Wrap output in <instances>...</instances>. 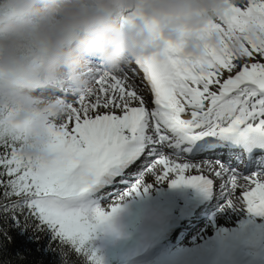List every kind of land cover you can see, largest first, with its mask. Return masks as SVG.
Wrapping results in <instances>:
<instances>
[{"label": "snow or ice", "instance_id": "snow-or-ice-1", "mask_svg": "<svg viewBox=\"0 0 264 264\" xmlns=\"http://www.w3.org/2000/svg\"><path fill=\"white\" fill-rule=\"evenodd\" d=\"M225 4L205 30L220 43L199 57L168 41L115 72L89 60L81 84L30 85L39 106L0 104V264H53L13 247L36 221L102 264L85 242L121 204L106 211L93 197L138 169L129 193L147 190L150 172L264 215V0ZM37 130L46 153L33 157L23 145Z\"/></svg>", "mask_w": 264, "mask_h": 264}, {"label": "clouds", "instance_id": "clouds-1", "mask_svg": "<svg viewBox=\"0 0 264 264\" xmlns=\"http://www.w3.org/2000/svg\"><path fill=\"white\" fill-rule=\"evenodd\" d=\"M225 6V0H0V104L39 106L28 99L30 85L81 84L89 60L115 72L168 41L182 40L183 53L199 57L206 45L220 43V33L205 30ZM23 151L44 155L46 137L35 131Z\"/></svg>", "mask_w": 264, "mask_h": 264}, {"label": "rangeland", "instance_id": "rangeland-1", "mask_svg": "<svg viewBox=\"0 0 264 264\" xmlns=\"http://www.w3.org/2000/svg\"><path fill=\"white\" fill-rule=\"evenodd\" d=\"M139 170H140V174L138 175H142L143 169H139ZM185 174L186 175L195 174V171L190 170V173L186 172ZM144 180H145V183L148 185V187H147V190L140 189L137 192L138 195L140 196H138L135 191L129 193L127 190H124L122 194L111 197L109 200L107 198L105 200L100 201V197L99 198L93 197V200L95 203L100 204L101 207L104 208L106 211H109L111 203L117 200L118 201L122 200V198H125L127 196L129 197L131 196L133 198L134 195H137L138 199H140V197L143 198L147 195H153L154 192L158 188L164 187L168 183V181H156L155 176L150 172H146L144 174ZM131 187L132 185L129 186L128 190ZM133 207H136V205H133ZM138 207L140 209L145 208V206H141L140 204L138 205ZM229 209L232 210L233 208L229 206ZM237 209L243 210V207H239ZM225 212H226V209H225ZM202 213L205 214L206 211L203 210ZM216 213L217 211H214L210 213V215L216 214ZM210 215H207L208 221L205 222L206 224L210 226L206 235L216 232L217 229L223 230L224 228H228V229L237 228L239 230L240 227H242V225L244 226V223L247 222V219H248V215L246 212H241L236 218H235L234 212L232 211L231 212L229 211V215L228 214L212 215L211 218H210ZM138 223H139L138 217L131 218L129 216L126 219V222L122 223L121 226L119 227L116 226V227L111 228L110 225L100 226L96 229L94 233L91 234L90 238L87 240L88 246L90 248H93L91 250H94L96 255L101 258L102 264H134L136 261H139V264H140L143 262H149L151 260L153 261L155 259L158 261H163L165 259H168L166 263L175 264L176 262L175 258L179 257V253L177 250L173 249L164 255H159L158 254L159 251H157V249H155L154 246H152V242L155 239L156 233L158 231L154 219H151L149 221L146 219V224L142 225L139 228L137 227ZM206 224L203 223L202 224L203 228L201 229H198V228H196V230L193 229L194 233L192 234L193 236L192 238H190L189 243L192 241H196L197 239H199L201 236L205 234V231L207 229ZM242 229L243 227L239 230L238 234L244 233ZM237 231L228 233L231 239L229 240L228 244H224L223 246L225 253L229 251L228 248H231L234 246L235 250H233L232 252L236 254L243 248L241 247L243 242H245L248 239L247 236L237 237L236 236L238 235L236 234ZM191 233L192 231H190V234ZM229 235H227V238H229ZM186 237L189 238L188 235ZM187 238L184 241H188ZM262 244H264V238H263ZM180 246H184V244L181 243ZM165 248L168 249L169 246L165 245ZM209 250L210 248H208L207 251ZM244 252H245V248H244ZM121 254H124V256H129L130 258L120 259ZM185 255L186 256L188 255L187 251L185 252ZM245 255L247 254L245 253ZM228 256L230 255L228 254ZM157 264H161V263H157ZM246 264H249V263L247 262Z\"/></svg>", "mask_w": 264, "mask_h": 264}, {"label": "trees", "instance_id": "trees-1", "mask_svg": "<svg viewBox=\"0 0 264 264\" xmlns=\"http://www.w3.org/2000/svg\"><path fill=\"white\" fill-rule=\"evenodd\" d=\"M36 224L37 221L35 222V225ZM20 234L24 237H17L16 243L13 247L25 248L33 254L43 252L45 255L49 256L44 257V259H51L53 264H92L91 261L85 260L82 256L81 262L75 257L69 256L68 253H74L75 251L71 249H67V252L59 250L56 245L49 244L45 237L37 235L34 233V230H31V228L24 229ZM72 249L74 248L72 247ZM36 258L39 259V261L43 260V257L37 256Z\"/></svg>", "mask_w": 264, "mask_h": 264}, {"label": "bare ground", "instance_id": "bare-ground-1", "mask_svg": "<svg viewBox=\"0 0 264 264\" xmlns=\"http://www.w3.org/2000/svg\"><path fill=\"white\" fill-rule=\"evenodd\" d=\"M138 171V170H137ZM137 171H135L134 173H136ZM139 174H140V171H139ZM139 176V175H138ZM125 183V182H124ZM130 183V182H129ZM213 192H211V194L209 195V196H212L213 194H212ZM227 199H228V195H227ZM211 203V202H210ZM193 205H195V203H193ZM237 206V205H236ZM236 206H232L233 208H235ZM196 212V211H195ZM190 231L191 230H189L188 231V235L190 234Z\"/></svg>", "mask_w": 264, "mask_h": 264}]
</instances>
